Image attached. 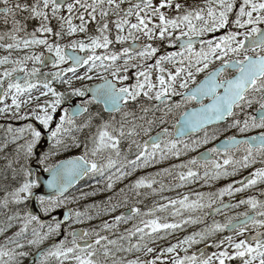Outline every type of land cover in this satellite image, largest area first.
I'll return each mask as SVG.
<instances>
[{
	"label": "snow or ice",
	"instance_id": "snow-or-ice-1",
	"mask_svg": "<svg viewBox=\"0 0 264 264\" xmlns=\"http://www.w3.org/2000/svg\"><path fill=\"white\" fill-rule=\"evenodd\" d=\"M165 8H174L176 14L167 15L162 10ZM23 13L27 15L18 19ZM153 18L158 22H153ZM0 20L5 26L11 25L9 30L0 32V49L7 53L0 56V103L11 99L10 105L4 103L0 107V114L11 112L19 119L21 110L27 109L26 116L38 122L16 129L9 125L7 133L15 134L10 138L6 135L0 142V153H4L0 155L3 161L0 208L5 213L10 205L18 206L32 196L36 181L31 179L28 162L45 132L50 143L38 163L46 165L44 171L50 173L46 186L53 194L35 199L46 214L95 195L93 191L67 196L69 189L83 178L110 173L106 176V189L112 190L118 181L132 176L138 169L195 152L218 140L222 131L235 130L239 137L235 133L225 135L198 156L137 177L116 193L123 196L122 202L112 203L113 197H108L104 214L114 213L128 204L127 193L139 197L142 189L162 192L165 185L156 177L171 175L176 168L187 169L177 173L181 183L175 186L181 187L189 181L203 179L207 183L235 176L257 163L264 165V0H203L202 4L194 5L173 4V0H159L157 5L152 0H32L31 3L0 0ZM32 20L39 24L28 31V22ZM53 20L57 24L55 28ZM76 20L79 23H74ZM92 23L96 25L97 35H88ZM112 26L117 32L116 42L129 39L135 42L140 38L139 33L148 43L109 52L113 43ZM125 29L127 35L123 34ZM221 29L227 31L207 38ZM77 35L85 38L76 39ZM65 37L68 42L61 44L59 41ZM155 41L167 42V46L178 50L161 54L162 49L153 46ZM37 48L49 55L36 51ZM98 49L105 50L104 54L98 55ZM14 52L21 54L13 57ZM120 59L124 60L122 66L117 63ZM137 59L139 63L133 62ZM150 60L153 63H148ZM49 64L53 71L42 73V68ZM129 67L137 69L136 83L125 85ZM78 69L84 71L77 74ZM69 73L71 76L66 78ZM94 79L100 82L73 86V81ZM55 84L65 86L66 90L58 91ZM34 92L38 95L34 96ZM42 97L50 98L40 103ZM77 97L87 98L73 105L71 101ZM34 102L35 107H29ZM66 102L68 107H64ZM93 104L102 105V109L92 112ZM250 132L256 134L247 135ZM21 139L23 143L19 142ZM123 142H127L128 148L122 157ZM13 144L15 147L9 153L7 150ZM70 149L82 151L55 164L47 163L49 158ZM130 154L132 159L128 158ZM200 168L204 169L202 177ZM157 183L159 189L154 187ZM259 184H264V166L254 168L241 180H233L215 192H197L195 199L188 195L178 199L163 197L167 203L154 204L144 212L134 204L127 212L102 221L99 230H73L64 239L43 248L45 241L60 235L61 223L53 221L44 231L38 216L17 209L0 220V236H3L0 264H21V258L29 255L22 251L25 247L37 249L32 264H157L158 261L164 264L161 260L164 253H177L170 264H226L235 258L241 264H264V190L259 198L249 195L235 204H224L221 200ZM240 206L245 210L226 217L225 223L214 221L161 249L153 259H141L139 255L128 258L135 253L147 256L156 252L149 244L156 238L163 239L159 236L161 231L168 234L188 224H199L210 214ZM98 207L87 205L85 212L69 210L64 220L79 222L88 215L87 209ZM170 207L173 218L182 217L185 212L189 215L179 222H167V217L156 215ZM194 212L200 215H191ZM136 217L140 219L131 228L119 231L121 223ZM16 222L18 229L7 235ZM33 224L40 227H31L29 238ZM249 229L252 233L245 236ZM225 230L239 239L232 235L218 242L212 239ZM90 236L94 239H87ZM205 241L217 251L210 255H205L204 250L188 254L189 248ZM178 249L184 252L183 256Z\"/></svg>",
	"mask_w": 264,
	"mask_h": 264
},
{
	"label": "flooded vegetation",
	"instance_id": "flooded-vegetation-1",
	"mask_svg": "<svg viewBox=\"0 0 264 264\" xmlns=\"http://www.w3.org/2000/svg\"><path fill=\"white\" fill-rule=\"evenodd\" d=\"M201 1H203V0H201ZM11 2L12 3H16L15 0H11ZM125 6H127V4ZM23 15H27V13L20 14V15H18L17 18L21 19ZM38 24H39V22L36 21V20L29 21L28 22V31H32L34 27L38 26ZM54 24H55V22L53 20L52 21V26ZM10 27H11L10 24L8 26H5L3 24V22H2V20H0V32L7 31V30H9ZM229 27H231V26H229ZM223 30H224V32L227 31V29H223ZM49 39H54V38L53 37H49ZM124 44H126V43L122 44L123 47H124ZM154 46L155 47H160L161 49L169 47V46H167V42H164V44H161L159 42L158 44H154ZM195 47L198 50L199 45L196 44ZM39 51H44L45 55L48 54L46 52V50H44L42 48H40ZM173 51H177V50H173ZM6 54L7 53L3 49H0V56L6 55ZM19 54L20 53L14 52L13 53V57H15V56H17ZM134 62L139 63L140 61L137 59V60H134ZM148 63H153V61L150 60V61H148ZM29 67H31V64H29ZM41 71L43 73V72L53 71V69L51 68V65L49 64L48 66L43 67ZM83 71H84V69H78L77 70V74H80ZM70 76H71V74L69 73V74L66 75V78H68ZM41 78H43V77L41 76ZM50 78L51 77H49V79ZM109 78H111V77L109 76ZM133 80H136V78L131 76V77H129V79L127 81L124 82V84L125 85H130V84H132ZM99 82H100L99 79H94L92 81H79V82L78 81H73V86L74 87H81L82 85H93V84H96V83H99ZM54 87H56L58 91H65L66 90V87L63 86V85H60V84H55ZM33 95L34 96L38 95V93L34 92ZM49 98L50 97H42L39 102L43 103V100L49 99ZM86 98L87 97H85V98H78V97L77 98H73L71 103L73 105H75V104L80 103L81 99H86ZM177 99H178V97H177ZM4 103H7V104L10 105L11 104L10 97L7 98L6 101L0 103V107H3ZM68 106L69 105L66 102L64 104V107H68ZM29 107H35V102L32 105H30ZM90 109H91L92 112H96V111H99V110L102 109V105L93 104V105L90 106ZM23 110H25V109H22L21 112H20V117H22V118H19V119L16 118L15 116H13L11 114V112L7 113V114H0V142L3 141V139L5 138L6 135L10 138L11 135L15 134V133H7V128H8L9 125H11L13 129H16V128H22L28 123H32V122H29L28 119L29 120L32 119L33 121H35L34 117H32L30 115L26 116V112H24ZM12 111L14 112L15 109H12ZM37 123L38 122L35 121V123H33V124H37ZM52 126L54 127V124ZM223 127H227V126L224 125ZM234 133H235V130H230V131H227V132H223L222 131L221 135L222 136L223 135H232ZM251 133H253V132H251ZM235 134H238V133H235ZM25 136H27V133H25ZM19 142L23 143L24 140L21 139ZM49 143L50 142H48L45 146L42 145L41 151L40 152H36L35 155L33 156V158L28 162V166L31 165V167L33 169V174L31 176L32 180H34L35 172L38 171L39 168H43L44 169L46 167V165L39 164L38 163V159H39V156L47 149ZM38 145L41 146V143L38 144ZM212 146H213V143H211V144H209V145H207L205 147H201V149L209 148V147H212ZM14 147H15L14 144L10 145L7 151L9 153H11V151H12V149ZM127 148H128L127 142H123L122 145H121L122 157H123V154L125 152H127ZM199 150H197L195 152H190L187 155L181 156L180 158H174L173 157V158H169L167 160L161 161V162L155 164L154 167L149 166L147 168L138 169L137 171L133 172L132 176L127 177V178H125L122 181H118L114 185V188L112 190H107L106 189V183H107L106 176L108 174H110V173H106L105 176H100L99 174H97L95 176H89V177L83 178L80 182H78L76 184V186L70 192H67V196L68 197L71 198V197L80 196V194L82 193L81 190L84 187H87V186H90V185H96V186L103 187V191H96L95 195H90V196L83 197L81 199H77V200H75V201H73L71 203H67L66 205H64L62 207L71 206L73 208L72 209L73 211H75V210H79L80 211L82 207L86 208L87 205H90V204L83 203L84 200H86L87 198L94 199V200L99 202V203H97V205H99V207L98 208H93V209H88V210H90V211H94L95 210V212H96L95 217L97 216V218L100 219V221L98 223H100V222H102L104 220H111V218L113 216L119 215L121 212H127V210L129 208H131L134 204H135V206L139 207L142 212L147 211L154 204L166 203V200L165 201L161 200V196L162 195H164L165 197H167V195H168L171 198H176L178 195H181L182 192H187V189L184 188L182 190L181 188L176 187L175 185H177V183H178L177 182L178 179L176 178V179H174V182L169 184V187L164 188V190L162 192L161 191H157L156 193H152L151 190H149V189H142L141 190V195L139 197H136L134 193H127V195L129 196L128 204L123 205L122 207L118 208L117 211L114 212V213L104 214V212H103L104 208L106 207V203L105 202L108 200V197H113L112 203H116L117 201H121L122 202L123 201V196H117L116 193H118L119 190L121 188H123L126 184H128L131 181L135 180L137 177H139L141 175H144V172L147 173V174L156 173V172L160 171L163 168H171L172 165L180 164L182 162L187 161L192 156H195L196 153ZM81 151H82V149H70L68 151H62L57 156L49 158L47 163L48 164H55L59 160H63V159H66V158H69V157H72V156H75V155H79L81 153ZM134 152H135V148L133 147V153ZM3 154L4 153H0V155H3ZM238 157H239V154H237V158ZM128 158L132 159L133 155L130 154ZM0 163H3V161H0ZM261 166H264V165H262L260 163H257L256 165H253V166L249 167L248 169H244V170L239 171L235 176L227 177V178H223L222 177L219 180H209L207 183H205V182L198 183V185H201V187H204V189H206V191L209 190L210 188L211 189H214V188L219 189L221 187H224L226 184L231 183L233 180H241L243 177L247 176L251 171H253L254 168L261 167ZM173 170L175 171V169H173ZM113 171H114V169H113ZM180 171H185L186 172L187 169H180L178 172H180ZM199 172L201 174H203V168H200ZM176 176H177V174H176ZM156 179L158 181H162L163 184L166 185V179H167L166 174H164V175H162L160 177H156ZM154 187L159 189L160 188V184L157 183L156 185H154ZM261 190H264V184H259V185H257L256 187H254L252 189H246L245 191H243L241 193H236L232 197H229V196L226 195V196L222 197L221 200H222V202L224 204H229V203L235 204L240 199H245L249 195H257V197L259 198ZM90 192H93V191H90ZM144 193H147V195H145ZM158 195H159V198H158ZM217 203L219 204L220 201H218ZM39 207H40V205H39ZM214 207H216V205H214ZM40 210H41V213L43 215H48V214H46V213H44L42 211L41 207H40ZM244 210H245L244 206H240V207H237V208H231V209H225V210L221 211L220 213H214V214L208 215L207 217L204 218L203 222H201L199 224H188V225H186V226H184V227H182L180 229L171 231L168 234H165L163 231H161L159 233V236L163 237V239L156 238L154 240V242L150 243L149 245L151 247H154L157 250L156 251L157 254H160V250L161 249L167 248L171 244L177 243L179 240H182L185 236L192 235L194 232H198V231L203 230L206 226L212 225L214 221L219 222V223H225L226 217L234 216L237 212H242ZM204 211H209V210L205 209ZM98 212L101 213V214L97 215ZM170 212H171V210H168L167 212H157L156 215L160 216V217H167V222H170V221L171 222H179L181 219H186L184 217H180V219H179V217L173 218L170 215ZM199 215H200V213H199ZM193 216H196V215H193ZM147 218H151V217H147ZM139 219H140V217H136L135 219L130 220L127 223H121L119 225V230H121V232H122L125 228H131L133 224H135V223H137L139 221ZM85 222H86V220H84L83 218H81V220L79 222H75L74 220H69L64 226L61 227L60 231H63L65 235L68 232H71L74 228H78V227L82 228L83 230L90 231L89 228L85 225ZM50 223H53V221H49L47 223H42V224L44 226H47ZM251 233H252V230L249 229V232L245 233V236H249ZM229 235H232L234 238L239 239V237H236L235 233L229 232L227 230H225L224 232H221V233H217L214 237H212V239L218 242L223 237L229 236ZM53 237H55V236H53ZM53 237H51L50 239H52ZM87 239H89V240L94 239V236H90ZM68 240L69 241L71 240V236H68ZM81 242H83V241H81ZM208 243H209L208 241H205L203 243L196 244V245L192 246L191 248L188 249V254H191L192 252L199 253V250H204L205 251V255H210L212 252H214L216 250V248L207 246ZM177 251H178L180 256L184 255V252L181 249H178ZM229 251H231V249H229ZM156 253L148 256L147 258L148 259L155 258L154 255H156ZM165 254L166 253H164V255L161 257V259L164 262V264H170L172 256L176 255L177 253H169V255H171V257H165ZM235 259H239V258H235ZM157 264H161V262L158 261Z\"/></svg>",
	"mask_w": 264,
	"mask_h": 264
},
{
	"label": "rangeland",
	"instance_id": "rangeland-1",
	"mask_svg": "<svg viewBox=\"0 0 264 264\" xmlns=\"http://www.w3.org/2000/svg\"><path fill=\"white\" fill-rule=\"evenodd\" d=\"M16 2H19V3H25V2H27V3H31L32 2V0H15ZM182 3V4H187V5H194V4H202L203 3V1H201V0H173V4H175V3ZM152 3L154 4V5H157V4H159V0H152ZM163 11H165V13L167 14V15H170V16H174L176 13H175V10H174V8L173 9H167V8H165V9H162ZM110 19H115V17H110ZM132 19V22H135V18L133 17V18H131ZM233 19H234V16H233ZM54 22H55V24L53 25V27L55 28V27H57V24H56V21L54 20ZM153 22H158V20H157V18H153ZM74 23H79V21L78 20H76V21H74ZM95 28H96V25L94 24V23H92V24H90L89 25V31H88V35H97V33L95 32ZM116 34H117V32H116V29H115V27L114 26H112V30H111V35H110V39H112L113 40V43L110 45V47H109V49H108V51L109 52H120L121 51V49L123 48V46H122V44L123 43H128V42H133L131 39H129V40H126V41H123L122 43L121 42H116L115 41V36H116ZM124 35H127V29H125V32L123 33ZM137 35L140 37L139 38V40H137V41H144V43H148V41L146 40V38L145 37H143L142 35H140L139 33H137ZM76 39H82V38H85L83 35H77L76 37H75ZM61 44H64V43H67L68 42V38L67 37H65L63 40H61V41H59ZM158 41H155V42H153V46H154V44H156ZM39 49L40 48H37L36 49V51H39ZM104 52H105V50H103V49H98L97 50V54L99 55V54H104ZM21 54V53H20ZM19 54V55H20ZM134 62V61H133ZM119 65H123V63H124V60L123 59H120L118 62H117ZM136 70L137 69H134V68H131V67H129V70H128V73H126L129 77H135V72H136ZM155 77H156V73L155 72H153L152 73V80H153V82L155 83L156 81H155ZM134 83H136V80H133L132 81V84H134ZM24 112H26L27 111V109H25V110H23ZM195 138V137H194ZM210 144V143H209ZM208 144V145H209ZM205 146H207V145H204V146H202V147H205ZM199 149H201V148H198L197 150H199ZM196 150V151H197ZM154 165L155 164H153V165H151V167H154ZM180 169L179 168H176L175 169V171L174 170H172V173H171V175H167L166 174V176H167V179H166V185H165V188L166 187H169V184H171L172 182H174V179H176V174H177V172L179 171ZM203 171H204V169H203ZM144 175H147V173H145L144 172ZM200 176L202 177L203 176V174H201L200 173ZM178 183L177 184H180L181 182L178 180L177 181ZM203 182H205L203 179H197V180H194V181H189V182H186V183H184L183 184V186H181V187H178V188H181L182 190L184 189V188H188V187H194V192L195 193H197V192H215V191H217L218 189H216V188H214V189H209V190H207L206 191V189H204V187H201V185H198V183H203ZM15 186V185H14ZM204 190V191H203ZM90 191H103V187H100V186H96V185H90V186H87V187H84L82 190H81V192H90ZM0 195H2V193H0ZM184 195H188L189 197H190V199H195L196 197H195V194L194 193H191L190 191H188V192H182V194L181 195H178L176 198H171V197H169L168 195H167V198H169V199H178V198H181V197H183ZM163 197H165L164 195H162L161 196V200H164L165 201V199H163ZM158 198H159V195H158ZM83 203H86V204H90V205H93V204H97V203H99L98 201H96V200H94V199H91V198H87L86 200H84L83 201ZM166 203H167V200H166ZM177 207H179L178 205H177ZM2 209V208H1ZM3 210V212H5V210L4 209H2ZM20 211H21V209H19ZM84 210V207H82L81 208V210L80 211H83ZM169 210H171V207H170V209ZM25 211V210H24ZM23 212V211H22ZM188 215H189V213H187V212H185L184 213V215L182 216V217H184V218H187L188 217ZM191 215H199V212H194V213H191ZM91 216V215H90ZM92 218H91V221H89L88 220V216L86 217V215L85 216H82L81 218H83L84 220H86V222H85V225L89 228V230L90 231H92L93 229H96V230H99V226L101 225V223L102 222H100V223H98L99 221H100V219H98V218H95V216H91ZM4 218H1V216H0V220H3ZM179 219H180V217H179ZM171 222V221H170ZM15 230H14V228L13 229H10L9 231H8V233H7V235H11L12 234V232H14ZM119 231H121V230H119ZM101 234H105V235H111L110 233H101ZM114 238V237H113ZM3 241V236L1 237L0 236V242H2ZM133 242H135V241H133ZM150 246V245H149ZM151 247V246H150ZM186 247V246H185ZM154 248V247H153ZM28 250V251H27ZM33 250V248H29V247H25L24 249H22V251H25V252H29V251H32ZM221 250H223V249H221ZM156 252H154L153 254H155ZM125 255H127V254H125ZM136 255H139L140 256V258L141 259H144V258H146V257H148V256H150V255H152V254H149V255H147V256H145L143 253H135V254H133V255H129L128 256V258H135V256ZM167 256L169 255V254H166ZM24 259V258H23ZM162 260V259H161ZM235 263H232V261H227L226 262V264H241V261H234ZM218 264V263H217Z\"/></svg>",
	"mask_w": 264,
	"mask_h": 264
},
{
	"label": "water",
	"instance_id": "water-1",
	"mask_svg": "<svg viewBox=\"0 0 264 264\" xmlns=\"http://www.w3.org/2000/svg\"><path fill=\"white\" fill-rule=\"evenodd\" d=\"M211 36H212V35H209V36H207V37H211ZM133 44H134V43H130V44H128V46H129V47H132ZM136 45H140V44H136ZM174 48H178V47H174ZM89 95H91V94L89 93ZM253 135H255V134H253ZM222 139H223V138H222ZM222 139H220V140H222ZM217 143H219V140H218L215 144H217ZM202 152H204V151H202ZM200 153H201V152H200ZM200 153H199V154H200ZM199 154H198V155H199ZM198 155H197V156H198ZM49 178H50V173H49V172H46V171H45V172H40L39 174H37V175H36L37 187L34 188V189H32V196L29 197V199H30L31 202H30V205H29L28 211H30V212H31L32 214H34V215L39 216V218H40L41 221L48 220V219H49V216H48V217H42V216L40 215L39 209H38L37 204H36V199H35V197H36L37 195L48 196V195H50V194H53L52 189H49V188L46 186V181H47ZM69 190H70V189H69ZM69 210H70V208H62V209L57 210V211L55 212V213L58 214V219H57V221H59L60 223H64V222H65V220H64V215H65ZM76 230L79 231V230H82V229H76ZM61 238H62V236H60V237H58V238L52 240L51 242H49L48 244H46V245L43 246V247L49 246L53 241L58 242ZM43 247H42V248H43ZM36 252H37V251H36ZM36 252H35V253H36ZM35 253L32 254V255H30L29 258L27 259V261H26L25 263H23V264H32L33 256L35 255Z\"/></svg>",
	"mask_w": 264,
	"mask_h": 264
},
{
	"label": "trees",
	"instance_id": "trees-1",
	"mask_svg": "<svg viewBox=\"0 0 264 264\" xmlns=\"http://www.w3.org/2000/svg\"><path fill=\"white\" fill-rule=\"evenodd\" d=\"M16 205H10V209H9V211L7 212V213H5V212H3V210L1 209L0 210V216H1V218H5V216L7 215V214H11V212H14V211H16L17 209H16V207H15ZM21 209V208H20ZM20 211V210H19ZM21 213H23L22 212V210L20 211ZM18 227H19V222H16V227H14V230L16 231L17 229H18ZM44 230V229H43ZM30 236H31V232H30V228H29V231H28V237L30 238ZM2 237V236H1ZM22 259V258H21Z\"/></svg>",
	"mask_w": 264,
	"mask_h": 264
}]
</instances>
